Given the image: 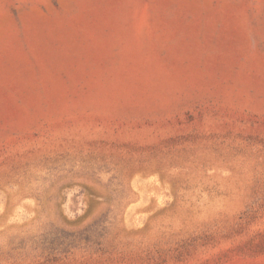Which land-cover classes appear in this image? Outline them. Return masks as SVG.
Segmentation results:
<instances>
[{
	"label": "rangeland",
	"instance_id": "obj_1",
	"mask_svg": "<svg viewBox=\"0 0 264 264\" xmlns=\"http://www.w3.org/2000/svg\"><path fill=\"white\" fill-rule=\"evenodd\" d=\"M0 264H264V0H0Z\"/></svg>",
	"mask_w": 264,
	"mask_h": 264
}]
</instances>
